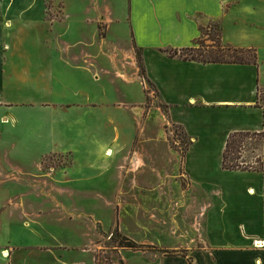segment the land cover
<instances>
[{"label":"crops","instance_id":"0c3cea01","mask_svg":"<svg viewBox=\"0 0 264 264\" xmlns=\"http://www.w3.org/2000/svg\"><path fill=\"white\" fill-rule=\"evenodd\" d=\"M48 2L0 0V171L13 163L15 182L31 187L9 198L19 214L33 203L26 196L37 193L52 205L51 222L66 228L65 199L80 192L65 185L79 180L80 156L90 157L99 178L141 168L144 156L136 152L127 169L131 146L148 137L154 114L164 115L147 107L149 81L158 95L153 104L161 102L190 141L179 176L192 192L203 247L178 257L135 252L125 264H264V164L261 172L223 168L233 133L264 132V110L256 106L264 89V0H62L51 8ZM214 23L225 44L256 49L258 65L203 64L165 52L192 47L201 28ZM134 87L142 91L138 100ZM156 144L149 153L158 164L180 166L178 153ZM259 154L264 163V140ZM67 156L69 166L43 172L44 159ZM83 236L81 230L71 244L60 234L50 243L12 246L9 255L2 238L0 264H84L70 257L82 251Z\"/></svg>","mask_w":264,"mask_h":264},{"label":"rangeland","instance_id":"374dc122","mask_svg":"<svg viewBox=\"0 0 264 264\" xmlns=\"http://www.w3.org/2000/svg\"><path fill=\"white\" fill-rule=\"evenodd\" d=\"M49 1V8L55 3L62 4V0ZM50 16L49 19H52V12ZM214 25L215 33L219 35L220 25L219 23ZM125 30L118 32L122 40L128 36ZM39 36L45 35L43 33ZM28 37L29 33L23 31L24 45L28 44ZM145 92L148 96V109L158 106L164 115H160L159 111V116L154 114V122L148 129L150 133L148 137H138L131 146L129 151L131 161L127 169H130L136 152L144 156L141 168L132 172L124 171L122 175L118 172L116 180L110 177L112 174L99 178L97 172L89 169L90 157L76 158L75 177L76 179L79 177V180L65 186L76 188L80 193L75 197H71L73 194H70L65 199L68 213L66 228L61 229L58 227L61 225L51 222V218L56 216L52 215L54 212L52 205L42 203L43 200L37 193L26 196L30 198H26L25 201L33 203H25L23 212L39 213L41 219L35 220L23 212L19 214L22 208H17L16 202H10L9 198L25 193L31 190V187L15 182V177L20 176V173L13 163H8L4 171H0V236H2L0 240L3 238V242L9 244L6 245L9 248L8 255L12 246L17 249L22 245L50 243L60 234H63V238L69 244L77 243L76 239L81 230L84 233L85 246L80 249L81 252H76L70 257L78 258L84 264H125L128 258L133 260L135 252L140 251H151L162 257L187 256L191 248L203 247L204 237L194 229L195 211L189 204L192 192L189 197L186 193L187 185L179 176L182 172L183 156L190 141L181 127L167 120L166 107L161 102L153 104L158 95L148 83ZM132 94L134 100H138L142 96V91L139 87H134ZM158 142L163 143L161 148L179 154L180 166L176 164L175 167L173 164L170 169L171 162L165 167L158 164L157 157L149 153H154ZM259 142L258 137L245 139L242 158L238 161L230 160L231 163L247 162V166L253 165L258 158L256 149ZM93 157L95 158L94 155ZM10 158L13 161L12 155ZM86 163L87 167L83 168ZM70 164H72L71 156L47 157L44 159L42 170L46 173L51 167H66ZM99 193L107 196V201L100 197ZM109 200L111 201L108 202ZM52 233L55 234V238ZM127 239L136 243L138 250L128 247Z\"/></svg>","mask_w":264,"mask_h":264},{"label":"trees","instance_id":"16d2710c","mask_svg":"<svg viewBox=\"0 0 264 264\" xmlns=\"http://www.w3.org/2000/svg\"><path fill=\"white\" fill-rule=\"evenodd\" d=\"M202 36L195 41V47L185 49L166 50L165 52L172 58L180 57L185 61H195L203 64H230V65H258L257 50L236 48L223 42L222 32L215 33V25L201 28ZM138 63L142 77L147 81L146 70L143 64L142 51L136 47ZM149 85H152L147 81ZM257 107L264 110V90L259 89ZM258 137L260 142L256 149L258 152L257 161L253 165L247 166V162L242 164L231 163L230 160L238 161L242 158L244 151L243 144L245 139ZM264 140V132L261 133H233L228 140L224 152L223 168L228 171H258L263 170L262 156L259 154ZM185 156V155H184ZM183 156V158H184ZM128 241V239H127ZM128 247L138 250L136 243L128 241ZM190 264L193 261L190 259Z\"/></svg>","mask_w":264,"mask_h":264}]
</instances>
